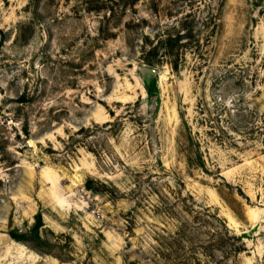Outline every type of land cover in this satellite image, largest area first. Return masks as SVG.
Returning <instances> with one entry per match:
<instances>
[{
    "label": "rangeland",
    "instance_id": "obj_1",
    "mask_svg": "<svg viewBox=\"0 0 264 264\" xmlns=\"http://www.w3.org/2000/svg\"><path fill=\"white\" fill-rule=\"evenodd\" d=\"M0 264H264V0H0Z\"/></svg>",
    "mask_w": 264,
    "mask_h": 264
},
{
    "label": "trees",
    "instance_id": "obj_2",
    "mask_svg": "<svg viewBox=\"0 0 264 264\" xmlns=\"http://www.w3.org/2000/svg\"><path fill=\"white\" fill-rule=\"evenodd\" d=\"M147 91H148V94H149L150 97H153L155 95V93L157 91L155 81L152 82V86L147 87ZM242 251H244L243 248H237V247H235V249H234V253L235 254H240Z\"/></svg>",
    "mask_w": 264,
    "mask_h": 264
},
{
    "label": "water",
    "instance_id": "obj_3",
    "mask_svg": "<svg viewBox=\"0 0 264 264\" xmlns=\"http://www.w3.org/2000/svg\"><path fill=\"white\" fill-rule=\"evenodd\" d=\"M151 72V71H150Z\"/></svg>",
    "mask_w": 264,
    "mask_h": 264
}]
</instances>
